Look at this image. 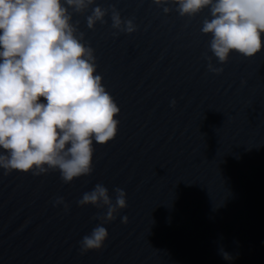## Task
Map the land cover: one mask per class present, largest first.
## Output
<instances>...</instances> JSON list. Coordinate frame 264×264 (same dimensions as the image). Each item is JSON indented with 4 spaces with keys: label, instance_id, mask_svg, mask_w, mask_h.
I'll list each match as a JSON object with an SVG mask.
<instances>
[{
    "label": "water",
    "instance_id": "95a60500",
    "mask_svg": "<svg viewBox=\"0 0 264 264\" xmlns=\"http://www.w3.org/2000/svg\"><path fill=\"white\" fill-rule=\"evenodd\" d=\"M95 3L137 25L113 35L110 16L89 29L74 15L120 108L118 134L94 142L92 173L71 183L0 169V264H264V35L255 57H213L216 74L200 31L210 9L181 17L173 0ZM96 183L113 199L122 188L127 207L105 224L103 249L82 253L103 213L77 201Z\"/></svg>",
    "mask_w": 264,
    "mask_h": 264
},
{
    "label": "clouds",
    "instance_id": "9594fccd",
    "mask_svg": "<svg viewBox=\"0 0 264 264\" xmlns=\"http://www.w3.org/2000/svg\"><path fill=\"white\" fill-rule=\"evenodd\" d=\"M161 6V0H153ZM181 17L210 9L200 31L210 35L205 54L208 70L219 74L215 57L225 63L233 52L246 58L262 50L264 0H173ZM169 12L168 7L163 8ZM87 27L106 23L113 35L134 33V19L95 0H0V169L40 175L58 171L64 183L88 176L94 168V142L105 145L118 134L120 113L97 71L94 49L74 15ZM43 98V99H41ZM175 107L176 101L171 102ZM113 193L102 183L85 191L78 205L102 211L99 221L80 241L82 253L102 250L109 238L105 227L127 207V194ZM68 205L57 197L54 206ZM128 222L127 216L121 217ZM229 259L227 253H222Z\"/></svg>",
    "mask_w": 264,
    "mask_h": 264
}]
</instances>
